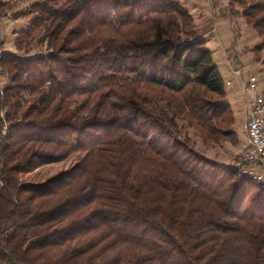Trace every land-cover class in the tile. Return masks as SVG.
<instances>
[{
	"label": "trees",
	"instance_id": "obj_1",
	"mask_svg": "<svg viewBox=\"0 0 264 264\" xmlns=\"http://www.w3.org/2000/svg\"><path fill=\"white\" fill-rule=\"evenodd\" d=\"M23 1L0 2L28 19L19 54L0 35V264H264V181L189 133L237 144L204 35L241 17L259 59L264 0L202 25L178 0Z\"/></svg>",
	"mask_w": 264,
	"mask_h": 264
},
{
	"label": "rangeland",
	"instance_id": "obj_2",
	"mask_svg": "<svg viewBox=\"0 0 264 264\" xmlns=\"http://www.w3.org/2000/svg\"><path fill=\"white\" fill-rule=\"evenodd\" d=\"M7 1V0H0ZM15 3L11 12H18L24 9L29 2L23 0H11ZM194 17L197 25L206 24L213 21V16L209 0H178ZM227 0H219L218 5L225 4ZM234 30L229 20L217 19L214 28L204 35L205 47L211 52L214 63L224 82L225 95L222 102L229 104L233 114V130L235 131L238 142L233 145L229 142H219L211 146H204L198 136L189 129V133L196 142V149L205 157L218 164H229L237 160L241 150L246 144V120L248 117L247 109L250 92L243 90V84L247 74L257 78L258 90L264 89V51L257 59L250 48L260 43L262 38L255 30L246 25L241 17L235 18ZM28 25L26 18H13L11 15L0 19V35L3 39V50L17 53L14 48V39L17 32ZM235 31V32H234ZM235 41L234 51L236 55L235 65H230L225 56V49L229 48ZM41 51L37 46L28 53L22 55H35ZM21 54V53H20ZM232 69H244L240 71V76L235 74ZM69 162L49 164L41 169L39 173H53L55 170L65 166Z\"/></svg>",
	"mask_w": 264,
	"mask_h": 264
},
{
	"label": "built area",
	"instance_id": "obj_3",
	"mask_svg": "<svg viewBox=\"0 0 264 264\" xmlns=\"http://www.w3.org/2000/svg\"><path fill=\"white\" fill-rule=\"evenodd\" d=\"M240 75L244 69H232ZM257 78L247 74L243 90L250 92L246 120V144L241 150L240 172L256 181H264V96Z\"/></svg>",
	"mask_w": 264,
	"mask_h": 264
},
{
	"label": "crops",
	"instance_id": "obj_4",
	"mask_svg": "<svg viewBox=\"0 0 264 264\" xmlns=\"http://www.w3.org/2000/svg\"><path fill=\"white\" fill-rule=\"evenodd\" d=\"M236 74V73H235ZM238 75V74H237ZM240 76V75H239ZM247 114H248V109H247ZM246 132V131H245Z\"/></svg>",
	"mask_w": 264,
	"mask_h": 264
}]
</instances>
